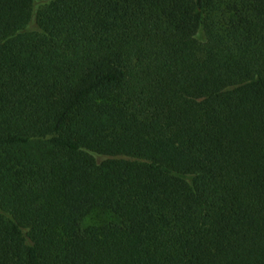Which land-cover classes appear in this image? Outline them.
<instances>
[{"label":"trees","instance_id":"obj_1","mask_svg":"<svg viewBox=\"0 0 264 264\" xmlns=\"http://www.w3.org/2000/svg\"><path fill=\"white\" fill-rule=\"evenodd\" d=\"M0 264H264V0H0Z\"/></svg>","mask_w":264,"mask_h":264}]
</instances>
